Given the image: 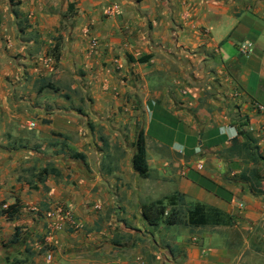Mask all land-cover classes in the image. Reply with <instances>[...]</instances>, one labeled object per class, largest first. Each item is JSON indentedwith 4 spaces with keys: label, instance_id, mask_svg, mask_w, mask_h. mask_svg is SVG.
<instances>
[{
    "label": "crops",
    "instance_id": "obj_1",
    "mask_svg": "<svg viewBox=\"0 0 264 264\" xmlns=\"http://www.w3.org/2000/svg\"><path fill=\"white\" fill-rule=\"evenodd\" d=\"M238 126L264 156V0H0V264H264Z\"/></svg>",
    "mask_w": 264,
    "mask_h": 264
},
{
    "label": "trees",
    "instance_id": "obj_2",
    "mask_svg": "<svg viewBox=\"0 0 264 264\" xmlns=\"http://www.w3.org/2000/svg\"><path fill=\"white\" fill-rule=\"evenodd\" d=\"M147 57H140L136 61L137 62H144L146 61ZM245 122V121H244ZM242 125V124H241ZM237 135L240 136L244 143L243 147H245V150L248 151L247 155L248 158L254 162L260 161L264 165V156L258 154L257 147L254 145L253 140H250L247 137V134L240 126L236 128ZM73 158H77V155H71ZM132 168L133 171L138 175L140 178H145L147 176V165L144 158V147H143V138L142 133H138L135 143H134V152L132 155ZM55 171L53 169L45 168L39 171L38 175L39 177L46 174H54ZM253 183L254 186L252 187V191L256 193L261 192V186L260 181H264V176L260 177L256 174L253 176ZM263 178V180H261ZM253 185V184H252ZM170 197L169 201L171 200ZM141 215L142 218L146 221V223L149 226L157 227L158 225H164V226H170L177 224L179 222V218L176 212H171L168 215H164V207L162 205L161 201H156L153 203L144 204L141 206ZM5 213L10 216L12 212L14 211V206H7L6 209H4ZM200 209L198 206H195L190 212L189 217L195 216L198 217ZM202 220V219H201Z\"/></svg>",
    "mask_w": 264,
    "mask_h": 264
},
{
    "label": "built area",
    "instance_id": "obj_3",
    "mask_svg": "<svg viewBox=\"0 0 264 264\" xmlns=\"http://www.w3.org/2000/svg\"><path fill=\"white\" fill-rule=\"evenodd\" d=\"M253 47L254 46H253V44L251 42H249V41H242V42H240L237 45V52H238V54L240 56H248L252 52ZM255 107L259 111H262L263 110V106H261V105H256ZM28 126L32 128L34 126V124L32 122H30V123H28ZM6 208H7V206H3V209H6Z\"/></svg>",
    "mask_w": 264,
    "mask_h": 264
},
{
    "label": "rangeland",
    "instance_id": "obj_4",
    "mask_svg": "<svg viewBox=\"0 0 264 264\" xmlns=\"http://www.w3.org/2000/svg\"><path fill=\"white\" fill-rule=\"evenodd\" d=\"M24 119H26V118H24ZM24 132H26L27 134H29L30 132H34V130L33 129H28V128L25 127V131ZM260 186L261 187H264V185H260Z\"/></svg>",
    "mask_w": 264,
    "mask_h": 264
}]
</instances>
